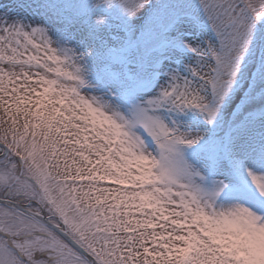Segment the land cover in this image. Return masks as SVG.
Masks as SVG:
<instances>
[{"label": "rangeland", "instance_id": "1", "mask_svg": "<svg viewBox=\"0 0 264 264\" xmlns=\"http://www.w3.org/2000/svg\"><path fill=\"white\" fill-rule=\"evenodd\" d=\"M148 1L0 0V140L13 149L0 183L18 179L12 187L39 199L16 172L44 183L46 210L102 264H201L218 242L229 258L217 264H264V191L252 181L254 163L264 166V118L243 114L221 150L226 117L232 125L264 102V47L256 52L264 0H248L260 30L242 0ZM169 21L175 26L165 33ZM161 34L168 44L159 93H137ZM109 54L112 65L104 60L95 72ZM57 128L54 158L47 146ZM17 151L27 155L21 165ZM249 185L259 189L250 193ZM127 211L137 218L125 244L126 233L113 231ZM56 242L50 247L64 249ZM186 247H198L193 260H181ZM67 252L64 262L90 264ZM2 258L0 251V264H10Z\"/></svg>", "mask_w": 264, "mask_h": 264}, {"label": "flooded vegetation", "instance_id": "2", "mask_svg": "<svg viewBox=\"0 0 264 264\" xmlns=\"http://www.w3.org/2000/svg\"><path fill=\"white\" fill-rule=\"evenodd\" d=\"M3 196L7 197V198H11V199H14L18 202H22L21 200V193H17V196H10L8 194L4 195L2 194ZM44 227V226H42ZM46 230L44 229H41V230H36V229H32V231H28V232H23L22 228L20 229H17V228H9V229H5V233L7 234L8 238L12 241H16V234L17 233H20L22 234L21 237H23L26 241L24 242H19L20 243V248L22 249V251L24 253H26V255L28 256V253L27 251L29 250H34V247H35V244L36 245H39V244H43V243H48L49 242V230H48V227H44ZM11 233L15 236V238L11 235ZM49 253V250H45V252L43 254L46 255L47 259L50 258V255L48 254ZM42 255V253H41ZM37 257L35 254L33 256H31V259Z\"/></svg>", "mask_w": 264, "mask_h": 264}, {"label": "bare ground", "instance_id": "3", "mask_svg": "<svg viewBox=\"0 0 264 264\" xmlns=\"http://www.w3.org/2000/svg\"><path fill=\"white\" fill-rule=\"evenodd\" d=\"M80 61L81 60L76 61L78 63V65L80 64ZM79 67H80V65H79ZM159 88H160V85L158 83L156 88L153 90L154 92L152 91L153 94H155V95L158 94L159 93ZM254 167L256 169L254 170V174H252V176L254 177L253 180L254 181L256 180L258 185H259V187H260V189L264 191V166L260 167V166L257 165V163H254ZM59 225L62 226V224H60V223H59Z\"/></svg>", "mask_w": 264, "mask_h": 264}, {"label": "water", "instance_id": "4", "mask_svg": "<svg viewBox=\"0 0 264 264\" xmlns=\"http://www.w3.org/2000/svg\"><path fill=\"white\" fill-rule=\"evenodd\" d=\"M52 226H54V227H55V225H52Z\"/></svg>", "mask_w": 264, "mask_h": 264}]
</instances>
